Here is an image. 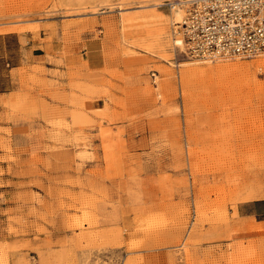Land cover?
<instances>
[{
    "label": "rangeland",
    "instance_id": "374dc122",
    "mask_svg": "<svg viewBox=\"0 0 264 264\" xmlns=\"http://www.w3.org/2000/svg\"><path fill=\"white\" fill-rule=\"evenodd\" d=\"M184 15L0 0L34 51L0 94V264H264V214L235 211L264 199V55L192 57Z\"/></svg>",
    "mask_w": 264,
    "mask_h": 264
},
{
    "label": "built area",
    "instance_id": "2783aa9c",
    "mask_svg": "<svg viewBox=\"0 0 264 264\" xmlns=\"http://www.w3.org/2000/svg\"><path fill=\"white\" fill-rule=\"evenodd\" d=\"M174 23L185 52L203 60L264 55V0H184Z\"/></svg>",
    "mask_w": 264,
    "mask_h": 264
},
{
    "label": "crops",
    "instance_id": "0c3cea01",
    "mask_svg": "<svg viewBox=\"0 0 264 264\" xmlns=\"http://www.w3.org/2000/svg\"><path fill=\"white\" fill-rule=\"evenodd\" d=\"M14 31L0 32V94L11 91L16 85L18 73L29 60L33 51L31 39ZM15 39V41H13ZM239 215L264 214V199L242 202L236 205Z\"/></svg>",
    "mask_w": 264,
    "mask_h": 264
},
{
    "label": "bare ground",
    "instance_id": "6f19581e",
    "mask_svg": "<svg viewBox=\"0 0 264 264\" xmlns=\"http://www.w3.org/2000/svg\"><path fill=\"white\" fill-rule=\"evenodd\" d=\"M182 1H183V0H182ZM176 14H177L178 17H181V10H180V9L177 10V11H176ZM182 19H183V17H182ZM174 34H175V33H174ZM174 34H173V35H174ZM173 35H172V36H173ZM175 36H176V35H175ZM175 36H174V39H173L174 43L182 44L181 39H180L179 37H177V36L175 37ZM255 196H256V197L264 196V194L255 195Z\"/></svg>",
    "mask_w": 264,
    "mask_h": 264
}]
</instances>
